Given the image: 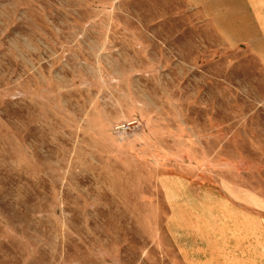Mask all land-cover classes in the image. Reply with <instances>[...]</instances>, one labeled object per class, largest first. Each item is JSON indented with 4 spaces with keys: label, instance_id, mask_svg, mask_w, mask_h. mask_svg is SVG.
I'll return each mask as SVG.
<instances>
[{
    "label": "rangeland",
    "instance_id": "374dc122",
    "mask_svg": "<svg viewBox=\"0 0 264 264\" xmlns=\"http://www.w3.org/2000/svg\"><path fill=\"white\" fill-rule=\"evenodd\" d=\"M257 4L0 0V264H264Z\"/></svg>",
    "mask_w": 264,
    "mask_h": 264
},
{
    "label": "crops",
    "instance_id": "0c3cea01",
    "mask_svg": "<svg viewBox=\"0 0 264 264\" xmlns=\"http://www.w3.org/2000/svg\"><path fill=\"white\" fill-rule=\"evenodd\" d=\"M192 4L202 6L208 15L216 14L217 28L257 29L260 18L256 15L257 0H190ZM228 16H232L229 20ZM226 22H230L226 24ZM240 33H242L240 31ZM234 32V37L241 34Z\"/></svg>",
    "mask_w": 264,
    "mask_h": 264
}]
</instances>
